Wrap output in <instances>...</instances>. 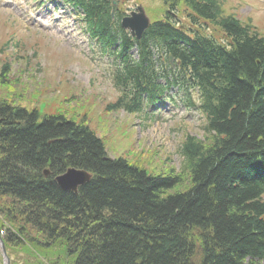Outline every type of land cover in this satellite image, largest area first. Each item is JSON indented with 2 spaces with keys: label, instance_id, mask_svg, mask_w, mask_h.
I'll return each instance as SVG.
<instances>
[{
  "label": "trees",
  "instance_id": "16d2710c",
  "mask_svg": "<svg viewBox=\"0 0 264 264\" xmlns=\"http://www.w3.org/2000/svg\"><path fill=\"white\" fill-rule=\"evenodd\" d=\"M229 28L237 49L194 66L207 79L210 129L183 141L176 170L109 159L85 122L0 98V216L13 229L6 246L53 247L62 264H264V44ZM70 166L91 173L76 190L54 181Z\"/></svg>",
  "mask_w": 264,
  "mask_h": 264
},
{
  "label": "rangeland",
  "instance_id": "374dc122",
  "mask_svg": "<svg viewBox=\"0 0 264 264\" xmlns=\"http://www.w3.org/2000/svg\"><path fill=\"white\" fill-rule=\"evenodd\" d=\"M143 1L151 12L157 13L159 5L156 1L151 0L155 4H150V0ZM227 2L233 4L238 1ZM131 4V0L125 3V11H129ZM254 4L261 10L252 12L253 21L264 32V2ZM1 9L0 66L10 60L11 67L4 78H0V98L25 105L27 109L35 105L41 113L55 114L59 111L76 121L85 122L104 139L106 145L109 144L111 150L116 151V155L128 161L136 157L137 164L152 173L167 167L179 169L180 144L185 134L201 140L207 136L202 131L203 118H198L182 105L172 106L164 102L155 120L145 122L143 127H138L135 117L123 109L107 108L115 101L117 92L110 74L105 72L107 62L104 58H94L86 47H76V33L53 34L38 24L34 25V15L30 10L20 18L23 23L32 25L33 29L25 30L17 24L19 22L13 12ZM238 9L246 13L251 8L240 4ZM66 82L69 85H64ZM36 255L9 254L16 264L22 260L23 264H35L36 261L51 264L50 261L55 259L62 264L65 261L60 251L55 249L47 255L37 250Z\"/></svg>",
  "mask_w": 264,
  "mask_h": 264
},
{
  "label": "water",
  "instance_id": "95a60500",
  "mask_svg": "<svg viewBox=\"0 0 264 264\" xmlns=\"http://www.w3.org/2000/svg\"><path fill=\"white\" fill-rule=\"evenodd\" d=\"M89 175L83 170H76L73 168L67 169V171L61 176L57 177L58 183L64 188L74 189L77 184H80L87 180ZM2 252L4 254V248L1 244Z\"/></svg>",
  "mask_w": 264,
  "mask_h": 264
}]
</instances>
